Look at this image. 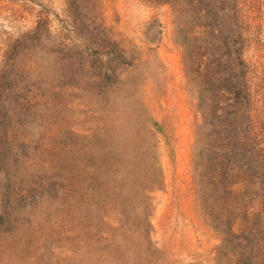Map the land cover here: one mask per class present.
<instances>
[{
	"label": "rangeland",
	"instance_id": "374dc122",
	"mask_svg": "<svg viewBox=\"0 0 264 264\" xmlns=\"http://www.w3.org/2000/svg\"><path fill=\"white\" fill-rule=\"evenodd\" d=\"M168 1L0 0V264H264L261 230L202 202V118ZM261 1L245 57L264 76ZM134 137L162 181L111 208L102 161Z\"/></svg>",
	"mask_w": 264,
	"mask_h": 264
},
{
	"label": "trees",
	"instance_id": "16d2710c",
	"mask_svg": "<svg viewBox=\"0 0 264 264\" xmlns=\"http://www.w3.org/2000/svg\"><path fill=\"white\" fill-rule=\"evenodd\" d=\"M168 2L176 17L183 18L180 20L184 27L177 29L175 39L183 48L188 90L202 118L197 141L201 135L205 141L197 148L203 159L198 173L205 184L200 192L204 207L230 206L235 220L237 211H242L244 225L259 228L264 235V76L254 73L257 68L252 69L245 57L253 13L260 14L263 3ZM143 140L126 139L122 150L107 151L102 161L106 171L115 177L106 187L104 204L111 208H118L117 200L128 194L147 198V193L162 181L153 145ZM88 151L87 145L79 149L80 155ZM62 157L60 154L58 189L66 198L67 170L64 171ZM132 184L134 187H130Z\"/></svg>",
	"mask_w": 264,
	"mask_h": 264
}]
</instances>
